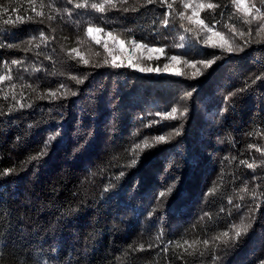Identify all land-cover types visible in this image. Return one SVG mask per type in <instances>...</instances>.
Wrapping results in <instances>:
<instances>
[{"label":"trees","instance_id":"obj_1","mask_svg":"<svg viewBox=\"0 0 264 264\" xmlns=\"http://www.w3.org/2000/svg\"><path fill=\"white\" fill-rule=\"evenodd\" d=\"M199 3L220 5L203 25ZM244 3L0 0V264H262L264 0ZM89 26L164 51L106 52Z\"/></svg>","mask_w":264,"mask_h":264},{"label":"snow or ice","instance_id":"obj_2","mask_svg":"<svg viewBox=\"0 0 264 264\" xmlns=\"http://www.w3.org/2000/svg\"><path fill=\"white\" fill-rule=\"evenodd\" d=\"M108 2L111 3V0H108ZM153 2H154V0H146V3H148V4H152ZM161 2H163V0H161ZM232 2L235 5V7L237 9L243 11L245 13V15H248L249 14V11H250L249 10V7L244 3V0H232ZM69 3H71V0H69ZM75 7L77 9H79V8L85 7V5L84 4L77 3L75 5ZM113 7H115L114 4H113ZM185 7L188 8V7H193V6L191 4H185ZM205 7H207L208 9H215L217 7H220V5L213 4V3H208L207 5H205L203 3L196 4L195 5V8L197 9V11H194L193 12V15L190 16V17H188V19L189 20H193V18L195 17V22L198 23V24L203 25L204 24V21L201 20V19H199L198 10L199 9H202V8H205ZM262 7H264V4H262ZM92 8L98 10L101 13L105 12V6L103 4H99V5L93 4L92 5ZM169 8H171V5H169ZM123 11L124 12H127V11H129V9L124 8ZM257 11H259V9H257ZM38 15H42V14L38 13ZM17 19H21V18L18 17ZM6 23H10V21H8ZM165 24H167V21H165ZM209 30L211 31V29H209ZM93 31H94V29L91 26H89L87 28V32L89 34H91ZM95 31L104 32V28L103 27L96 28ZM107 35L111 38L113 44L116 45L117 48L119 47V45H121V44L124 43V41L120 40L117 36H113L112 32H108ZM213 35L216 36V37H218L220 39V41H221L219 44H213L212 45L213 48H219L223 52H227V53L243 52L244 51V48L241 47L239 44H236L234 41L232 43H229L227 40H225L223 38V36H222L221 33L214 32ZM241 36H243V33H241ZM181 39L183 40L184 37H181ZM99 42L100 41H97V43H99ZM28 43L31 44V40H29ZM131 43L134 46H136V47H144V48H147L148 47L147 44L137 43L135 40H133ZM8 47H13V45L12 44H9ZM179 47L180 48H185L186 45L184 43H181L179 45ZM104 49H105L106 52L109 51V48H108L107 43H105ZM149 51H159V52H162L164 50L163 49H149ZM212 55L215 56V58H216L215 60H213V59H202L199 62L201 64H203L205 68H210L216 62V60H220L221 59V57L219 55H217L216 53H212ZM171 59L172 60H177L178 57L177 56H172ZM12 63H17V61H12ZM84 63L87 64L88 61H84ZM104 64H108V61L105 60L104 61ZM97 66H99V65H97ZM112 66L119 68V67H124L125 65L122 64V63H116L115 58H113V60H112ZM127 67L133 68L136 71H140V72H148V73H151L153 71H155L157 73L160 72V69L159 68L153 69L151 67H148V68L140 67L139 65L133 64L131 61L128 62ZM165 68H167V65H165ZM176 74L179 75V73H176ZM260 78L261 77H259V76L256 77L257 80L260 79ZM0 79H4V77H0ZM73 79H75V77H73ZM76 83L77 84H80V83H83V81L77 79L76 80ZM253 83H255V81H253ZM241 91H246V88L245 89H241ZM69 94L72 95V96H75L76 95V92H70ZM52 95L55 97V93H52ZM188 95L190 96L191 93H188ZM231 95H235V93H232ZM41 98H43V97H41ZM176 111H177V109L175 107H173L171 109V112L168 113V115L169 116H172L173 114L176 113ZM181 115H184V113H181ZM179 134H180V132L177 131L176 132V135H179ZM59 135H60V133L57 132L56 135L49 136L47 138V142L44 144V149L46 151H42L40 153V156L33 157V159L34 160H40L41 157H46L48 155V151L47 150L50 149L51 145L54 143V141L58 138ZM155 139H156L157 142H165V136H163V135L156 136ZM136 147L137 148H140V145L137 144ZM145 147H151V145H149L147 143V141H145ZM137 162H138L137 159H133L131 161V165L135 166V165H137ZM248 167L249 168H252L253 165L252 164H249ZM124 175H125V173L123 171H121L120 176H118L117 179H120V177H122ZM174 187H175V185H173V188ZM172 190H173L172 188H169L168 189V192H171ZM159 196L161 198H163V197L166 196V193L162 191V192L159 193ZM149 215H151V213H149ZM252 227H253L252 224H244L242 222L241 225L239 227H237V229L235 231V235L233 237L229 238L228 240H225L224 241L225 246L227 247V246H230V245H233V244H237L240 241V238L242 237V235H246L249 232V229L252 228ZM223 235H224V237H228L229 236V233L228 232H224ZM205 243L207 244V241H205ZM261 261H262V264H264V257L261 258Z\"/></svg>","mask_w":264,"mask_h":264},{"label":"rangeland","instance_id":"obj_3","mask_svg":"<svg viewBox=\"0 0 264 264\" xmlns=\"http://www.w3.org/2000/svg\"><path fill=\"white\" fill-rule=\"evenodd\" d=\"M92 33L96 34L95 35L96 39H98V37H99L100 40H104L107 44H110L113 50L117 49L119 51H126L127 53L129 52V55L131 54V56L135 55L138 52L144 53V54L147 52L146 54H148V55L151 52H153V51H149V49H152V48H144V47H136V46H134V48L130 47L129 50H124V45L123 44L119 45V47L117 48V46L113 44L111 38H108V36L104 37V36L100 35L101 33L98 32V31H95V32H92Z\"/></svg>","mask_w":264,"mask_h":264}]
</instances>
